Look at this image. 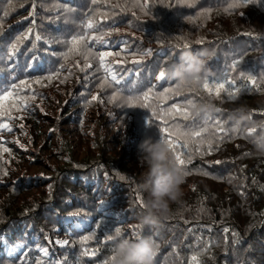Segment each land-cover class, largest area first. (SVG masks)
Wrapping results in <instances>:
<instances>
[{"label":"trees","instance_id":"obj_1","mask_svg":"<svg viewBox=\"0 0 264 264\" xmlns=\"http://www.w3.org/2000/svg\"><path fill=\"white\" fill-rule=\"evenodd\" d=\"M147 2L150 11L145 14L135 6L137 0H0V92L15 83L14 96L27 102L19 111L12 107L18 101L7 102L8 114L0 116V122L12 128L0 129V264H99L112 255L115 242L103 243V233L113 226L131 239L151 236L159 244L154 264H192L193 255L199 264H264V156L253 152L242 129L220 141L215 137L221 134L203 123L206 117L219 119L230 130V114L240 106L251 109L254 119L264 120V0L234 9H229L233 0H190L194 7L183 0ZM88 15L104 30L118 29L105 36L107 45L94 47L120 53L108 58L118 84L103 79L105 73L94 58L64 57L65 41L85 31L82 23ZM30 28L32 35L7 60L8 46ZM86 31L89 36L99 34L97 29ZM148 49L152 54H144ZM201 49L212 53L209 78L227 76L243 89V71L257 78L259 91L248 84L232 100L224 92L216 97L186 90L163 103L152 99L150 108L128 107L127 97L168 86L156 78L160 67L178 61L184 50ZM170 50L176 60L161 59ZM234 60L240 61L236 70L231 68ZM87 63L92 67L86 68ZM21 80L27 83L20 85ZM209 98L219 111L204 115L189 107L188 120L179 114L167 119L186 130L207 127L204 136L213 138V151L193 152L191 174L182 185L180 201L172 204L173 214L158 226L141 227L144 207L137 197L145 202L148 193L141 187L146 165L140 162L138 145L146 138L161 139L160 120L152 117V109L159 105L167 110L173 103L183 108L188 107L187 99L203 103ZM46 124L48 132L43 130ZM24 129L34 136L28 141L31 152L21 153L10 136ZM28 152L30 159H22ZM41 162L51 170L37 171L33 178L31 169H40ZM100 200L109 205L104 214L95 211ZM73 212L79 213L82 224H72L71 219H77L71 217ZM92 232L95 237L84 241ZM233 232L239 234L235 244ZM45 248L47 256L41 251ZM84 248L96 250V257H85Z\"/></svg>","mask_w":264,"mask_h":264},{"label":"snow or ice","instance_id":"obj_2","mask_svg":"<svg viewBox=\"0 0 264 264\" xmlns=\"http://www.w3.org/2000/svg\"><path fill=\"white\" fill-rule=\"evenodd\" d=\"M10 2V0H9ZM184 3L188 7H194V3L190 2V0H183ZM92 3H96V0H92ZM252 3V0H233V3L229 5V9L239 8L244 5ZM138 7L142 12L147 14L148 11H150V4L147 2V0H144V2H140V0H137V3L135 5ZM115 7L121 8L122 10L126 7V5H120L116 4ZM91 11V10H90ZM210 11V10H206ZM32 14H35V5L32 6ZM4 15H7V13H4ZM87 15V14H86ZM33 24H35V20L32 21ZM82 28L85 30L81 34H74L72 35L68 40L65 41L67 44V52L64 53L65 59H67L70 55L76 54L81 55L84 57V59L87 61L89 58H94L99 65V68L103 70L105 73L104 80L107 81L110 77L111 81L115 83H120V80L117 77V72L113 66L112 63L109 61V57L113 55H120L119 52H113V51H100L95 50V45H101L105 46L108 44V41L105 39V36H110L114 31H118L117 28L114 26H109L107 30H104V27L102 25H98V23L95 20V17L92 15H88L87 19L83 21ZM89 29H97L98 33L97 35H91L89 36L88 32L86 30ZM32 35V29H28L26 33H24L21 36H17L15 40L8 46L7 52H6V58L7 60L11 61L12 58L16 55V52L18 50V45H20L23 40L27 39ZM41 39L39 33L35 35V40L39 41ZM200 43H203V41H200ZM35 47V45H33ZM179 47V45H177ZM184 47H188L187 44L184 45ZM144 54H152V50L148 49L147 53ZM167 57V60L175 61V52L174 51H168L165 52L161 59H164ZM141 61H133V63H140ZM119 63V61H118ZM240 61L234 60L231 64L232 70H236L238 67V64ZM61 67H63L61 65ZM76 67H80L79 62H77ZM86 68H91L92 64L87 63ZM167 66H162L159 69L158 76L156 77L159 81H162L164 84H167V87H163L162 91L153 92L151 88H149L148 91L144 92L142 96H129L126 98L125 102L128 105V107H140V108H150L151 104L149 103L150 100L156 99L159 100L161 103L166 102L168 99L182 95V92L178 91V89L181 87V84L177 82H173L168 78L167 75ZM81 71H84L85 68H80ZM55 75V73H53ZM240 79L243 84L242 87L237 86V80L229 78L225 76L224 79H212V78H206L201 88L196 87H189L187 89V92L189 93H199L200 90H203L206 92L209 96H216L220 97L221 93L224 92L227 94V97L229 99L235 100L238 98V95L242 93L243 90H246L247 85L250 84L254 88H256L259 91V85L257 82V78L251 74L246 75L243 71L240 72ZM48 79H51V77H48ZM39 83V80L36 81ZM27 81L21 80L20 85L26 84ZM17 88V85L13 83L10 85V87L3 92H0V116H3L5 114H8V107L6 106V103L9 101H18V103H13L12 107L16 108V110H21V108L26 109L27 108V102L22 97H16L13 94L12 89ZM113 100L117 98L116 95H114ZM32 99H35V95H33ZM99 97L93 96L92 100H97ZM186 104L188 107H181L180 103H173L167 110L157 105V108H153L151 111L152 117H158L160 120V124L157 125L161 132V139L164 143L168 144L173 152V155L175 156L176 162L185 170V174L190 175L191 171L188 169V165L192 163L193 159V152H197L200 155L210 154L213 151V138H205L204 133L208 131L207 127L201 128L200 130H186L182 128L178 123L175 124H169L168 117L175 120L176 114H179L184 120H188L191 117V112L188 110L190 108L196 107V101L193 99H187ZM159 109V111H157ZM43 111V109H41ZM219 111V109L217 110ZM261 115H264L262 113ZM20 119H23V117H20ZM211 122V123H210ZM153 119L149 121V124H153ZM205 125H209L210 127H213L216 132L220 133L221 135L219 137H215V139H218L220 141H223L225 136H232L233 134H238L240 132V129L238 127H232L230 130L225 129L221 121L219 119L212 120L211 117H206L204 122ZM23 127V125H21ZM0 129L7 130L9 132L12 131V128L9 126L8 123L0 122ZM205 143L207 144V148H204ZM195 144L196 148L193 149L190 145ZM2 147V145H0ZM3 151H8V149L4 148ZM221 161H216V164H220ZM203 175H208L207 172L202 173ZM3 175L7 176L8 173L6 170H3ZM121 179H124V177H121ZM0 183H2V180H0ZM14 187V186H13ZM139 204L144 207V201L143 199L137 197ZM99 206L95 209V211L99 214H104L108 209V204L100 200L98 202ZM72 218L77 219H71V222L73 225H80L83 223V219H79V213L73 212L71 214ZM97 228L100 227L99 224L96 225ZM142 227V226H141ZM121 230V227L119 226H113L106 229V231L103 233V243L108 244L109 242H113L112 235L114 232H119ZM224 233L227 234L229 232L228 228L223 229ZM133 235H139V232L136 230H133ZM96 235L95 232L91 233V236H84L83 240L88 241L90 238H94ZM233 236V243H238V236L239 234L236 232L232 233ZM68 242L65 241L64 244H67ZM225 243H227V235H225ZM22 247V245H21ZM207 250V249H205ZM41 251L44 253L45 256L48 255V250L41 249ZM9 257L13 255L11 251L7 254ZM83 255L89 259H92L96 257L97 252L96 250H89L88 248L83 249ZM115 256L111 255L107 259H100L99 264H114ZM192 264H199V260L197 256L193 255L191 257Z\"/></svg>","mask_w":264,"mask_h":264},{"label":"clouds","instance_id":"obj_3","mask_svg":"<svg viewBox=\"0 0 264 264\" xmlns=\"http://www.w3.org/2000/svg\"><path fill=\"white\" fill-rule=\"evenodd\" d=\"M211 55L208 49L180 52L178 61L171 63L166 69L168 78L181 84L178 91L201 87L205 79L213 75L207 69ZM193 109L197 114L204 115H211L218 110L214 98L197 103ZM229 119L234 127L245 132L253 152L264 156V120L254 119L252 110L245 106L234 109ZM138 152L141 164L146 165L141 187L148 193L139 223L141 226H158L173 214L172 204L180 201L182 185L187 176L176 162L171 147L162 139H144L138 145ZM112 239L115 242L112 251L115 256L114 264H154L159 244L151 236L131 239L125 237L120 230L113 233Z\"/></svg>","mask_w":264,"mask_h":264},{"label":"rangeland","instance_id":"obj_4","mask_svg":"<svg viewBox=\"0 0 264 264\" xmlns=\"http://www.w3.org/2000/svg\"><path fill=\"white\" fill-rule=\"evenodd\" d=\"M44 131H49V127H48V124H46V126L44 127L43 129ZM18 131V130H17ZM14 132L11 136H10V143L13 145V146H19L20 147V151L19 152H27V151H30L32 150L30 144H29V139H30V135L34 136V133L28 129H24V130H21L20 132L17 133ZM17 135L19 136V138L17 139ZM30 152H28L26 154V158H22V159H30ZM41 168L40 169H37V168H32V172H31V176L34 178L37 171L41 172V174L43 173H48L51 169L49 167V165L46 163V162H41ZM49 174V173H48Z\"/></svg>","mask_w":264,"mask_h":264}]
</instances>
